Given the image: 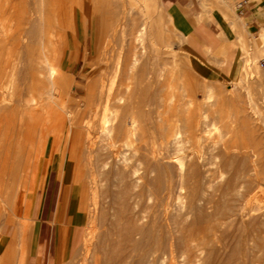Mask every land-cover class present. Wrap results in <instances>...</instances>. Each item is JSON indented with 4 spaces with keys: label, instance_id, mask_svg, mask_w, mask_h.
I'll return each mask as SVG.
<instances>
[{
    "label": "rangeland",
    "instance_id": "obj_1",
    "mask_svg": "<svg viewBox=\"0 0 264 264\" xmlns=\"http://www.w3.org/2000/svg\"><path fill=\"white\" fill-rule=\"evenodd\" d=\"M104 1H107V0H104ZM104 1L101 0V3H100V0H98L99 3L98 2L96 3L95 0L89 2L90 4L88 8L87 7L85 8V10L86 9L88 10H86L84 15L83 13H81V16L86 17L87 24L84 26V32H82L81 37L76 36L74 33V28H72L71 38H70L72 42L71 48L68 47V41L66 40L67 30H64L63 35L65 36L63 38V42L61 44L58 42L55 46L56 48H55L54 53L55 54L57 53L55 56L57 59L54 60L55 61L54 63L62 74V81L63 79H65V82L63 81L62 84L64 83L67 84V85L64 84L65 86L63 85L66 91L64 92L63 90V93H65L64 94L65 96L63 97L64 99L67 97L65 100L67 103H68L69 98H73L75 101L78 100L77 102L79 103V106L77 108L72 107L70 105L68 106V109L71 112V115L75 114L77 111H80L84 113L83 115L81 114L80 116L84 117L85 115L86 120L90 118V116H92V114H90L88 111H89V108L95 110L96 109L95 104L92 106H86L84 103V99H83L85 96V88L87 86V82L90 80V78L95 79L98 77L96 67L99 64H103L104 67H106L105 69L107 70V72L105 74V79H106L105 81L107 82L108 81L107 77L110 78L112 75V72H111L112 70L110 69L113 68L111 67L113 65L111 64L108 65V63L111 62V59L113 61L116 58L115 62H117V59L120 60L119 58L116 57V55L118 56V54H120V52H117V51L123 50V48H125V51L124 50L123 52L121 51L122 52L121 55L123 56L126 55L124 56L126 58H124L121 55L120 56L122 58L118 56L121 58L122 61L120 62L121 69L117 74L116 80L118 81L124 78L123 82L125 83L129 82L130 80L131 81L142 80V79L144 80V78L146 80V77L149 78V76L151 77V75L152 76L157 75L155 74L156 68H158V70L162 68L163 70L161 69V71L163 72V74H165V76L163 77H165L167 79V82H169L167 88L168 89L172 88V91L169 90V94L170 93L172 94L174 91L175 98L177 97L178 99V97L180 96L179 100L181 101V102H179V100L174 101L175 98L173 97L174 98L173 99L169 96L171 100L169 102V98H168L167 103L168 104L170 103L172 105H174L176 102H179L181 104L185 103L184 110L188 112H190L189 110H191V112L193 113L192 114L190 112L191 115H194L193 117L197 118L195 120L198 121V124L200 125L199 135H200L201 143H202L200 153L198 154L199 157H197L196 160H193V162L196 163L199 170L202 172L201 177L204 179L199 177L200 180L198 179V183L197 182L195 184L193 183V186H192V182L190 183L191 184L190 185L189 183L188 184L185 183L186 181L185 182L183 181L184 178L181 177V175L178 173L179 170L176 169V173H175V168H177L175 166H178L179 164L177 161H174L172 159L164 160V164L166 166L172 167L174 165L172 167L174 169V178L172 182L167 184L166 189L162 191L163 194L161 193L160 187L156 188V186H159L158 184H161V182L159 183L156 180V178L154 179V175H152L153 177L152 176L150 177L154 179L155 182L153 180L151 181H153L155 184L158 183L156 186L154 185L155 188L151 185H148V182L150 181L149 176L143 173V170L139 172L140 180L138 179V184L136 186L137 188L134 189L136 194H139V196L136 199V201L139 200L138 205L136 206V204H134L135 199H133L132 204H134L135 206L131 208L135 207L134 208L135 211L134 209L132 212H131L132 209H124V211L122 209L121 210L122 212H125L124 214H126L127 212V215L130 212L131 213L136 212L135 216L136 214H139V215L141 214L140 216L139 215L137 216H139L140 218L142 217L141 220H139L138 222V225L140 223V226L142 227H145L147 225L149 226L150 225L149 218L157 216V218L159 219L157 220V218L156 217L155 218L157 222L160 224V226L158 227H162V229L157 228L158 231L156 232H158L159 234H162L161 238H163L164 235L165 236L163 239L164 242H162L163 245L162 244L154 245V247L157 248L156 251L158 249L160 251H157L156 253H153L151 255H147L145 261L143 262L140 261V257H139L140 252H141L139 251L140 249H138L137 251H132L131 253H129L130 255L127 254L125 264H264V234H263L264 232V226H263L264 225V183L263 184L257 183L255 176H254L256 174L254 169L253 170L249 169L250 166L252 168H255L254 166H257V167L259 166L261 168H264V158L260 160L253 156L255 161L253 160V158H251L252 162L250 160V157H252L253 151L257 150V147L260 144L262 143L264 144V139H263L264 137V45L263 44L264 43L262 44L260 43L261 41H259L260 33L258 34L249 33L248 30H246L243 27V24L242 26H240V29L236 31L232 30L227 25L226 23L227 20H235L238 22L243 21L241 18H239L238 9L235 8L234 4L231 3L232 0H166L169 2L178 3L181 9L183 10V12L185 13L186 17L192 23L196 24L195 29L197 31L199 30L203 34L204 38L207 39V43L212 46L211 50L205 49V52L208 57L216 55L220 59V61H214V62L210 61L212 64L218 65L217 69H218V73H220V75H218L215 71L207 68L205 65H203V63L197 60L196 58L197 55L192 50L191 38L185 35V39L182 40L183 36L177 30L174 20L172 19V17H170L168 14L162 11V9L160 8L158 4V0H143V1L142 0H133V1L132 0H108L109 2L107 1L105 2V4H104ZM38 2L39 0H0V46L5 45L4 44V40H5L4 38H5V32H6L5 29L9 25L7 21V17L9 16V14H11L10 7L15 5L17 6L18 10H25L26 12H29L37 6ZM133 2L134 3L136 2L137 7H135L136 5ZM83 3L87 4L88 1L85 0ZM102 4H104L105 7ZM109 4H111L112 7L109 8ZM92 7L95 8V10H97L96 8L99 9L98 12L94 11V14L98 16L101 22V25L102 26L105 25L104 27L106 28V29L103 28L104 36H103L102 44H104L105 40L106 42L108 40L107 42L108 45L106 48H105L106 42H105V46L102 44L100 46V61L99 60L95 61L96 66H94L95 64L93 65L94 61H92V52L94 49L93 48L94 43H93V40L91 39V32L93 29V22H94V17H95V15L93 16V13H91ZM222 8H225L227 10V15L225 17H221L220 15L221 13L219 12V10ZM110 10H111V13H110ZM102 13L104 14L102 15ZM13 18L15 20H17L18 18L15 13H14ZM101 18L102 19L105 18V20L103 21L101 20ZM112 21L113 22L115 21L114 24ZM13 25H14L13 30H16L17 22H14ZM142 26H145V29H146L147 38L145 35V38H146L145 43L141 44L139 42H136V44L139 43L138 46L136 44L133 45V43L135 42V36L137 35V32L142 28ZM118 29L120 30L119 31L120 33L117 32ZM106 31L108 34H105ZM113 31L114 33H112ZM121 32L123 35L124 34L126 35L123 36ZM128 34H131V35H128ZM109 38H111V40ZM124 38L125 40H123ZM126 41H128L127 42L128 44L126 43ZM110 43L113 45L111 46ZM121 44H123V46L125 45V47H123ZM130 45H131V49H130ZM134 49H135L134 52L137 53L140 58H142V61L139 58V62L137 63V68H134V70H131L130 68L128 72L130 75L129 76L127 73L128 68H126V64L127 65L132 64L133 61H132L131 56L132 54H134L133 53ZM105 50L107 51V53L109 51L110 52L105 55L106 53ZM111 50L113 52H111ZM124 52H126V54H124ZM109 55L111 58L109 57ZM113 55L115 57L114 59H113ZM105 56L106 58H104ZM101 57L104 59V61L106 60L104 63ZM108 58H110V61L107 60ZM115 62L113 61L111 63H115ZM141 65L144 68V71H142V73L145 72L144 73L145 77L141 76L140 78L139 77L140 75L138 74L141 72L139 69ZM129 66L131 67V65ZM164 69L165 70L168 69V73H169V70L170 71L172 70L175 73L172 74L170 72L169 74L171 75H169L167 72H164L165 71ZM108 72H111L110 75L108 74ZM134 72L136 74L138 73L137 74L138 76H136ZM151 72H153V74H151ZM120 73H121V76L123 73L127 75L125 76L123 74V76L121 77L119 76ZM132 74H134L133 75L134 77L132 76ZM173 75H174L175 82L174 80H172L173 78L169 80V78H171V76L173 77ZM162 80H164V78ZM170 81L174 83H171ZM175 86H176V91L178 90V92H175V90H173ZM184 87H187V89H185ZM208 92L209 93L213 92L211 93L212 96ZM176 93L179 94V96ZM207 93H208V96H206ZM209 95L211 96V98H208ZM205 96L207 97V99L205 98ZM181 98L182 99L185 98V99L182 100ZM187 100L189 101L191 100L190 103ZM179 103H177L176 105H178ZM250 104L253 105L250 107H255V108L253 109L250 108L249 110L248 107ZM86 107L88 108L87 111H86ZM242 108L243 110L245 109L246 113L248 114V117H247L248 119L246 120L242 119V116H243ZM160 109H161L160 111H162V108ZM251 109L252 110L256 109V112L252 111ZM111 111L112 112L114 111L115 114L114 113L111 114L112 113ZM111 111L105 112L106 115L111 114L110 116L111 119H110L109 124L110 125L112 124V125L110 127H112L116 121V119L114 121L116 112L115 110H111ZM251 111L254 112V114ZM100 112H103V110L101 111V108L98 107V113ZM249 112L252 115V117L249 116ZM112 115L114 118L112 117ZM98 118L99 117H96L95 119L98 120ZM112 120L114 122L111 123ZM247 120L248 121L250 120V122H252L253 120L257 124L249 123L247 124L248 125L247 127L246 124L244 125L245 122L248 123ZM129 121L130 120L128 119L127 123H129ZM252 124H254V126L258 125L257 127L258 129H255L256 126L255 128H253L254 126L252 127ZM127 127H129V124L127 125ZM144 129H146L145 133L147 136L145 135V137H147V139L145 137L141 138V140L134 138L133 143H132L133 149H129V147H127V149L122 148V151H123L122 154L124 155L127 154L128 156L127 155L125 156L130 158L133 163L136 162L139 158V154L135 152V148L137 149L138 147H145L146 145L155 146L154 143H158L157 141L159 140L158 139L156 141L157 135L159 136L158 133L160 132L158 128L156 129L155 127L151 128V126L148 125ZM108 139L109 138L106 135L99 136V134H96L94 137V140L96 141L95 148H97L100 145L101 147L99 148L103 149L105 145H108L107 143H109L110 141ZM223 140L227 142L228 145L231 144L232 146L234 144L232 146V149H230L231 151H229V153L225 154L224 152V145L226 143ZM7 141L11 142V140L8 139V135L6 134L4 129H1L0 130V145L6 144ZM261 141L262 143H260ZM15 143H16V139L13 142V146L11 147L12 148L11 150H13L16 147ZM244 144L245 146H248V147L250 145L253 148H255V146L258 145L256 149H253L252 147L250 148L251 150H253L252 153L247 152L248 150L251 151L249 148L246 151V153H248L247 158H249L247 160L248 161L250 160L249 162L248 161L247 162L248 163L251 162L250 164L245 162L247 163L246 166L250 165L248 168L245 167V163L244 161H242V159L244 160V158L242 159L240 158L241 161L239 158H237V157H242V155L244 154L243 153L244 150L247 149V148H244L245 147L243 146ZM190 145H191L190 143H185L183 148H185V146L190 147ZM52 146H53L52 143L49 144L44 154L41 153L43 151L41 150L42 147L38 146L40 147V150H38L37 149L38 147H36V149L40 152L35 150L36 154L34 153V158L38 157V159L40 160V161L38 160L39 167L37 171L35 172V174L31 173L33 177L30 176V179L32 178L31 179L32 181L28 178V181L30 182L28 183L27 181L25 185V190H24L25 193H28L33 188L36 189V198L28 212V216H29L28 222L32 223V228L30 227L31 224L30 225L26 224L22 227L20 224L17 223L18 222L17 217L12 215L10 210L8 212V208H6L5 202L2 200L3 198L5 199L6 197L7 189L2 188V193L5 192V194H2V196H0V197L4 196L3 198L0 199V241L2 243L0 247V259H2L6 255H9L10 258L5 257L7 259L8 264H34V260L32 259L31 253H30V245H31L32 233H33L35 220L40 218L39 216H37L38 207H39L40 202L45 203L46 207H48V206H51L52 204H55L60 199H62V202L64 203H67L70 199H72V211L75 216V207H74V200H73L74 195H75V193H73L74 184L73 186L69 184L66 178V174L64 173V170L60 169L63 162L65 161L63 159V156H61V154L63 153V150L67 149V146L64 141L62 142V144L56 145L57 147L53 146L52 148ZM234 146H236V149ZM106 147L103 150L102 149L99 150V148H97V150H99L97 151L98 152L97 154H99V158L100 157L102 158L104 157L103 159L106 158V153L108 152V151L105 152V150H108ZM241 147H243L244 150ZM3 148L6 149V147H3ZM169 149L170 150H167V151H169L170 156H173V152H174L172 151L173 149L172 148H169ZM219 149L222 151L220 152ZM232 150L233 151L238 150V152L237 151L234 152L233 157L236 156V153L238 154V156L234 157V159H232L233 158ZM217 151L218 153L221 154V156L220 154L217 153ZM240 151H243L242 152L243 154H241ZM39 153L40 155H38ZM162 153H166L165 150H162ZM167 155H168V152H167ZM222 157L223 158L225 157V158L223 159ZM102 158L100 159L103 160ZM235 158L238 160H236ZM61 159H62V162H61ZM188 159L186 158L184 160L186 164L189 161L193 163L192 159L191 160L189 159V161ZM1 160H4V158H1ZM234 160H236L235 161L236 163L234 162ZM82 165L83 163H80V166ZM244 167L249 169V171L247 169L245 171ZM237 170L241 171L240 176L237 178L239 181L236 179V181L239 182V183L237 182L238 184L236 183L235 179H233L235 178V176L233 175L235 174ZM141 174L143 176L145 174V176L141 178L142 177ZM62 177L63 179H61ZM81 179L83 181L85 180L84 182L86 183L85 185H88L87 184L88 180L84 174ZM147 179L149 181H147ZM62 180L66 182V187L63 189L61 187L62 182H63ZM231 180L233 181V184ZM226 181L228 184L231 182L230 184L232 185L235 184V186L236 185L237 186L239 185V186L229 188V186H226L228 185ZM182 182H184L185 185ZM250 182H253V183L250 184ZM31 183L32 185H30ZM199 183L201 184L198 185ZM100 186L102 187H98L96 190H94L95 199L92 198V195L90 192L88 193V191L90 190H87L88 195L87 194L85 195L83 203H82L83 206H85L84 210H82V213L86 221L81 224V226L83 227L80 226L74 232L72 247L70 250H68L66 258L62 259L58 264H67V262L68 264H73L72 263L73 259H74V264H79V263L80 264H86V263L87 264H91V263L98 264L97 262L98 258H99V264L102 263L104 259L107 260L106 262H108V264L111 262V261L110 262L108 261L109 259L111 260V256H112L111 250L115 252L117 245L120 242V235H119L120 232L117 231L119 227L116 228L115 225L117 226L118 224L121 225V223H123L121 222L120 218L115 219L114 218L115 216L114 217L112 216L117 215V217H120L122 212L120 213L119 211L121 206L118 205L117 203L118 201L116 200L117 198L114 196V193H113V190L115 189H113L111 185L107 186L106 183ZM243 186H244V189H243ZM29 187L31 188V190ZM227 187L229 188V191ZM26 188L29 191H26L27 190ZM78 188H79V192H81L80 191L81 186H78ZM102 188L108 192L107 194L108 196L107 195L105 196V197H108L106 201L103 199L104 197H102L104 195L100 194L103 190ZM224 189L226 191H223ZM231 189H233V191ZM104 190L102 193H104ZM193 192L195 193V195ZM109 195H112L116 199L113 198L112 196L109 197ZM109 198H113V200L115 199L116 202L113 200H111V202L113 201V204L115 203L117 206L110 203ZM133 198H136L135 195ZM157 198H159V200L164 201L162 203L163 206L161 207L157 206V204L159 203ZM190 199L192 201L191 203H190ZM87 200L89 201L86 202ZM103 200L105 202H103ZM91 202L92 204H90ZM90 206H91V209H90ZM158 207H160V209ZM85 208H88V209H85ZM93 211H94L93 215L96 216V213H97V216H98V217L97 216L94 217V219L96 218L95 221L98 220L96 221V223H93L92 221L94 220L92 217ZM116 212L118 213L115 214ZM9 214H11V218L14 221L12 225L9 224L6 219V216H9ZM159 214L160 215L162 214V215L160 216ZM18 215H21V214H18ZM160 218L162 219L160 220ZM87 219L90 221V224H89L90 227L88 226L89 222ZM102 219L103 220L105 219V221H103ZM113 220H117V222L114 221L115 223H113ZM119 220H120V223H119ZM143 221L144 223L146 222V225L144 224V226L142 225ZM15 224H18V225H15ZM124 224H126L125 226L127 227L128 225H130L129 223H125V222ZM15 226H17L18 229ZM192 226L195 228H193ZM190 228L192 229L190 230ZM159 230L160 231L162 230V232H160ZM89 232H90V235H89ZM97 233L101 235V236L99 235L100 236L99 238L97 236L98 235ZM102 233H104L103 235L107 234L106 235L107 238L103 236ZM202 233L204 234L202 235ZM14 234L16 235L18 234L17 235L18 237L16 238L17 243H15V245L13 246L15 249L13 247L8 248L12 241V238L14 237ZM83 234L85 236H83ZM86 234H88L87 235L88 237L86 236ZM91 234L95 236L92 235L93 236L92 237ZM180 235H181V238H184V237L188 238L190 247L187 246V248H183L186 246L183 245V243L181 244V238H179ZM46 236H47L46 237L47 239L48 234ZM166 236L169 237V240H167V238L165 239ZM19 237H21L22 239ZM89 237H90V240H89ZM96 237L98 239L102 238L104 239L105 242L106 241L107 242L103 243L101 239L99 241ZM176 237H178V240H180V243H178V244H181L180 246L176 245L177 243L175 241L177 240ZM96 239H97V242L99 243L95 242ZM134 239L141 240V237L140 235L136 234L134 236ZM206 239H207V242H206ZM109 240H111L113 243L110 244L109 242L111 241ZM165 240L167 241V243L168 242L171 243L172 246L171 247L165 246V242H166ZM173 240H174V243H173ZM87 241H90V243ZM145 242H147L148 245L153 244V242L152 241L150 242V240L149 242L148 241H145ZM95 245L96 247H94ZM88 247L90 249L92 248V250H90ZM165 247H167L168 249ZM2 248L4 250L6 248V251L3 250V252H1ZM95 248L97 249L96 252H95L96 250ZM93 249L95 250L93 251ZM107 249H108V253H107ZM8 250L12 251V253L9 254ZM6 252L8 254H6ZM94 252L95 254L100 253L99 255L96 254L97 256L103 255L104 253L106 257L105 255L102 256L103 258L101 256L97 257L94 254ZM76 254H79V255L77 256V258H74ZM85 257H87V259ZM90 257H92V260L95 259L94 260L95 263H93L92 260H88V259H91ZM81 258H84L82 259L83 262L81 261ZM84 260L86 261V263L84 262ZM100 260H102V262H100ZM89 261H92V262H89ZM102 264H105V261Z\"/></svg>",
    "mask_w": 264,
    "mask_h": 264
},
{
    "label": "bare ground",
    "instance_id": "obj_2",
    "mask_svg": "<svg viewBox=\"0 0 264 264\" xmlns=\"http://www.w3.org/2000/svg\"><path fill=\"white\" fill-rule=\"evenodd\" d=\"M84 1L85 0H39V2L37 3V6L29 12H26L25 10H18L17 6L13 5L10 7V13L11 14H9V16L7 17V21H8L9 25L5 29L6 30L5 38H4L5 39L4 40L5 45L0 46V130L4 129V131L8 135V139H10L11 142L7 141L6 144H4L5 146L0 145V160H1V158H4V160H1L2 162L0 161L1 162L0 163V194H1L0 196H2V194H5V192L2 193V188L7 189L5 199L3 198L4 196L0 197V199L3 198L2 200L5 202L6 208H8V212L10 210L11 214L17 217L18 220L17 219H15V220H17L18 221L17 223L20 224L22 227L26 224L27 225L31 224L30 227L32 228V223L28 222L29 221L28 212H29L31 205L33 204V202L36 198V189L33 188L31 190V188L29 187L31 190V191H29L26 188L27 189L26 191H29L28 193H25L24 190H25V185H26V182L28 181V178L30 179V176H32L31 173L35 174V172L37 171V169L39 167V161L40 160L38 159V157L34 158V153L36 152L35 150H37V149L40 150V147H42L41 150H43V151L41 153L44 154L47 146L51 143L53 146H56L58 144L60 145V144H62L63 141L66 143L67 149L65 147L66 150H63V153L61 154V156H63V159L65 161L63 160L64 162H63L62 166L60 167V169L64 170V173L66 174V178H67V181L69 182V184H71L72 186L74 184V186H73V193H75L74 199H73L74 200V207H75L74 218H75V221L79 224H82L86 221V219L82 213V210H84L85 206H83L82 203H83L85 195L87 194V190H90V191H88V193L90 192L92 195V198L95 199L94 190H96L98 187H102L100 185H104L105 183L107 186L111 185L112 188L115 189V190H113V193L117 199L115 197H113L112 195H109V197L112 196L113 198H115L118 201L117 202L118 205L121 206V208L119 210L120 213L122 212V210L124 211V209H132L131 210V212H132L135 207L134 208H131V207L135 206L134 204H136V206H137L138 201H139V200L136 201L139 194H136L134 189L137 188L136 186L138 184V179L140 180V175H139L140 173L139 172L141 170H143V173H145L150 178V181L147 179V181H149L148 185H151L155 188V186L158 184V183H156V184L154 183L155 178L159 183L161 182V184H158L159 186H156V188L160 187L161 193L163 194L162 191H164V189H166L167 184L172 182L173 178H174V169L172 168L174 165L172 164L173 166L172 167L170 166L171 167L170 168L164 164V160L172 159V160L178 162L179 167L175 166V167H177V168H175V173H176V169L179 170V172L178 171L177 172L181 175V177L184 178L183 181L184 182L186 181L185 183H187V184L188 183L190 184L192 182V186H193V183L194 184L196 182L198 183V179H199V177H201L202 172L199 170L196 163L193 162V160H196V158L199 157L198 154L200 153V149H201V145H202L201 138L199 135V131H200L199 126L200 125L198 124V121L195 120L197 118H194L193 117L194 115H191V113H192L191 110H189L191 113L184 110L185 109L184 108L185 103H183L184 101L182 102L183 104L179 103V102H181L179 100L180 99L179 94L176 93L179 96L178 99H177V97L175 98L174 91L172 94L170 93L171 95L169 94V90L172 91V88H169V89L167 88L169 82H167V79L165 77H163V76H165V74H163V72L161 71L162 68L160 70H158V68H156L155 74H157V75L156 76L151 75V77L149 76V78L146 77V80L144 78V80L143 79L142 80H134V81L130 80L129 82L125 83V82H123L124 78H122V79L118 80L119 81V83H118L116 78H117L118 72L121 69L120 68V66H121L120 62L122 61L121 56H123V55H121V53L123 52V50L125 51V48H123V50L117 51V52H120V54L117 53L118 56L121 55L120 56L121 58L116 55V57L120 59V60L117 59V62H115L116 58L113 55V59L115 58L113 61L115 63H111V62H113L112 59H111V62H109L110 58H111L109 55L110 58L107 59V60H109L108 65H110V64L113 65V66H111L113 68L110 69V70H112L111 71L112 75L110 78L107 77V79H108L107 82L105 81L106 80L105 74H106L107 70L105 69L106 67H104L103 64H99L96 67L98 77L95 79L90 78V80L87 82V86L85 88V96L83 99H84V103L86 106H92L95 104L96 109L94 110V109L89 108V111H88L90 114H92V116H90V118L87 117L88 119L86 120L85 115H84V117L80 116L81 114L82 115L84 114L83 112H80V111H77L75 114L71 115V112L69 111L68 106L70 105L72 107L77 108L79 106V103L77 102L78 100L75 101L73 98H69L68 103H67L65 101L67 97L65 99L63 97V96H65L64 95L65 93H63V90H64V92H66L65 88H64V86H65L64 84H66V83L62 84L63 81L65 82V79H63V81H62V74L58 70V68L56 67V65L54 63L55 62L54 60L57 59L55 57L57 53L55 54L54 51L56 48L55 47L56 44L58 42L60 44L63 42V38L65 36V35H63L64 30H67L66 40L68 41V47H70V48L72 47V42L70 39L72 28H74V33L78 37H81L82 32H84V26L87 24L86 23L87 20H86V17L81 16V13H83V15L85 14L86 10H88V9L85 10V8L86 7L88 8V6L90 4L89 2H91L93 0H87L88 1L87 4L83 3ZM107 1H104V4ZM95 2L97 3L98 0H95ZM100 3H101V0H100ZM104 4H102V5L104 6ZM134 4L136 5V2ZM110 5L111 4H109V8L112 7V5L111 6ZM103 6H101V7H103ZM90 7H91V5H90ZM135 7H137V5ZM96 9L97 10H95V8L92 7L91 13H93V16L95 15L94 11H97V12L99 11L98 8H96ZM103 10H104V8H103ZM103 10H101V11H103ZM14 13L18 17L17 20H15L13 18ZM110 13H111V10H110ZM103 14L104 13H102V15ZM102 18H103V16H102ZM102 18H101V20L104 21L105 18L104 19H102ZM14 22H17V25H16L17 29L16 30H13ZM105 22H104V24H105ZM114 22H113V24H114ZM133 23H135V22H133ZM104 26L101 25V22H100L98 16L95 15L94 22H93V29L91 32V39L93 40V43H94V45H93L94 49L92 52V61H94L93 65L95 64L94 66H96V63H95L96 60L100 61V46L103 42V36H104L103 28H105ZM114 31L112 33H114ZM119 31L120 30L118 29L117 32L120 33ZM105 34H108L107 31L105 32ZM115 34H116V32H115ZM121 34H122V32H121ZM121 34H119V35H121ZM131 34H128V35H131ZM135 34H136V32H135ZM171 34H173V33H171ZM180 34L182 35V33H180ZM124 35H126V34H124ZM145 35H146V29H145V26H142V28L137 32V35L135 36V42L133 43V45H135L136 42L144 44L145 40L147 38V35H146V38H145ZM259 35H260V37L258 36L259 41H261L260 43L263 44L264 43V30L261 31ZM104 38H106V37H104ZM132 38H134V37H132ZM109 39L111 40V38H109ZM112 40H114V39H112ZM123 40H125V38ZM182 40H183V38H182ZM105 42H106V40H105ZM105 42L102 45L105 46ZM107 42H108V40H107ZM107 42H106L105 48L108 45ZM127 42L128 41H126V43ZM139 43H137L136 45L138 46ZM123 44H121V45L123 46ZM110 45L112 46L113 44L110 43ZM110 45H109V47H110ZM119 46H120V44H119ZM123 47H125V45ZM139 47H140V45H139ZM109 49H111V48H109ZM130 49H131V45H130ZM114 50H116V49H114ZM134 51H135V49L133 50L134 54H132V56H131L132 61H133L132 64H128V65L126 64V68H128L127 73L129 72L130 68H131V70H134V68H137V63L139 62L140 57ZM111 52H113V51L111 50ZM108 53L106 51L105 55ZM64 54H65V52H64ZM124 54H126V52H124ZM124 56H126V55H124ZM104 58H106V56ZM124 58H126V57H124ZM140 59L142 61V58H140ZM102 61L104 63L106 60L104 61V59H103ZM125 61H124V63H125ZM129 65H131V67ZM248 66H249V64H248ZM139 69L141 71L139 74L137 73L138 75H140L139 77L140 78H141V76L145 77L144 76L145 72L142 73V71H144L143 66L141 65L139 67ZM157 70H158V72L159 71H161V72L158 73ZM166 70L164 72L168 73V69H166ZM111 72H108V74L110 75ZM123 72H124V70H123ZM153 72H154V70H153ZM153 72H151V74H153ZM170 72L172 74L175 73L172 70L171 71L169 70V73ZM121 73L119 76H121ZM123 74L125 76L127 75L125 73H123ZM123 74H122V76H123ZM134 74L136 76H138L135 72H134ZM134 74H132V76ZM128 75H129V73H128ZM169 75H171V74H169ZM169 75H168V77H169ZM174 75H176V74H174ZM174 75H173V77L171 76V78H169V80L172 78H173L172 80H174ZM248 75H249V73H248ZM160 77H162V78H160ZM163 78H164V80H162ZM174 82H175V80H174ZM174 82H171V83H174ZM174 85H176V84H174ZM170 86H171V84H170ZM184 88L187 89V87H184ZM167 89H168V91H167ZM173 90H175V92H178V90L176 91V86ZM195 90H196V88H195ZM208 93L206 96H208ZM211 93H213V92H211ZM211 93H209V94H211ZM182 94H184V93H182ZM169 96L171 98L174 97L175 98V99L173 98L174 101L179 100V102H176V103L174 102L175 103L174 105H172L170 103L168 104L167 100H168ZM206 96H205V98L207 99ZM211 96H212V94H211ZM211 96L209 95L208 98H211ZM171 98H169V102H170ZM185 98H183V99L181 98V99L184 100ZM64 101L66 102V104ZM187 101H189V100H187ZM190 101H189V103H190ZM177 103H179V104L176 105ZM250 106H253V105H251V104L249 105V107H248L249 110H250V108H252V109L255 108V107H250ZM98 107H100L101 111L103 110V112L98 113ZM160 108H162V111H160L161 110ZM243 108H242V110H243ZM79 109H80V107H79ZM87 109L88 108L86 107V111H87ZM110 109L115 110V112H116L115 118L112 115V117L114 118V121L116 119V121L114 123L115 125L113 124L114 127L113 126L110 127L112 124L111 125L109 124L110 119H111L110 116H111V114L114 113V111L112 112ZM108 110L112 112L110 115L108 113H107L108 115H106V113H105L106 111L109 112ZM252 111L256 112V109L252 110ZM242 113H243L242 119H245V120L248 119L247 118L248 114L246 113L245 109L242 111ZM252 113L254 114V112H252ZM249 116L252 117L250 112H249ZM96 117H99L98 120L95 119ZM128 119L130 120L129 123H127ZM253 120H252V122H250V120L249 121L247 120L248 123L245 122L244 125L245 124L247 125L249 123L250 124L255 123ZM256 120H257V118H256ZM114 121L112 120L111 123ZM243 122H244V120H243ZM128 124H129V127H127ZM255 124H257V123H255ZM148 125H150L151 128L155 127V129L158 128V130H160V132L158 133L159 136L157 135V139L155 138L156 141L159 139L157 141L158 143H154L156 147L154 145L153 146L146 145L145 147H138L137 149L135 148V152H137L139 154V158L137 161L135 160L136 162L133 163L130 158L125 156L127 154H125V155L122 154L123 153L122 148L127 149V147H129V149H133V147H132L133 139L136 138L138 140H141V138L145 137V135H146L145 130L146 129H144V128ZM253 126H254V124H252V127ZM255 126H256V128H255ZM255 126L253 128L258 129L257 128L258 125H255ZM247 127H248V125H247ZM249 128H250V126H249ZM96 134H99V136L106 135L109 138L108 140H110L109 143H107L108 145H105V147L107 146L106 148L108 149V150H105V152L108 151L106 153V158L103 159L104 157L103 158L100 157L103 160H101L99 158V154H97L98 153L97 151L102 149V148H99L101 146L99 145L97 147V148H99V150H97V148H95L96 147L95 146L96 141L94 140V137ZM156 134H157V132H156ZM155 137H156V135H155ZM201 137H202V135H201ZM145 138L147 139V137H145ZM15 139H16V143H15L16 147L14 148L15 150L14 149L11 150L12 149L11 147L13 146V142ZM263 139H264V137H263ZM105 141H107V140H105ZM9 142H10V144H9ZM185 143H190L191 144L190 147L187 146L188 147L187 148L185 146V148H187V149L183 148ZM225 143H224L225 144L224 145V152L226 154V153H229V151H231L230 149H232V146L234 144L231 146V144L228 145L227 142H225ZM260 143H262V141ZM245 144L243 146H245ZM260 145H259L260 147L258 145H256V146L254 145L255 148H253L250 145H249V147L245 146L244 148H247L245 150L243 147H241L244 150V152L240 151V153L241 154L244 153V154L242 155V157H237V158H239V159L244 158V160L242 159V161H244V163L247 162L248 161L247 159H249V158H247L248 153L249 152L252 153V151H253L250 148L252 147L253 149H256V147L258 146L257 150L253 151L254 154L252 153V157H250L251 155L249 156L250 160H251V158H253V156L260 159V160L263 159L264 158L263 157L264 156V144L262 143ZM38 146H40V147H38ZM53 146H52V148H53ZM3 147H6V149H4ZM36 147H38V148L36 149ZM234 147L236 149V146H234ZM169 148L173 149L172 150V151H174L173 156H170L169 151H167V150H170ZM248 148L251 151H249ZM162 150H165L166 153H162ZM221 151L222 150H220V152ZM235 151L238 152V150H234L232 157H233ZM246 151L248 153H246ZM38 152H40V151H38ZM167 152H168V155H167ZM217 153H218V151H217ZM42 154H41V156H42ZM218 154H220V153H218ZM38 155H40V153ZM220 156H221V154H220ZM223 156H225V155H223ZM236 156H238L237 153H236ZM236 156H234V157H236ZM234 157L232 159H234ZM186 158L187 159L189 158L190 160L192 159L193 163H191V161H189V159H188V161H189L188 163H190V164H188V163L186 164V162H184V160ZM241 159H240V161H241ZM236 160H238V159H236ZM236 160H234V162ZM253 160H254V158H253ZM61 162H62V159H61ZM220 162H221V160H220ZM225 162H227V161H225ZM251 162H252V160H251ZM80 163H83V165L80 166ZM247 163H245V167L248 168L250 165L246 166ZM250 163H248V164H250ZM254 167L255 168H252L250 166L249 169L250 170L254 169L256 174L254 175V173H253V175L255 176L257 183L263 184L264 183V168H261L259 166L258 167L254 166ZM247 168H245L244 170L246 171ZM249 169H247V170L249 171ZM243 173H245V172H243ZM83 174L86 176V178L88 180L87 181L88 185H85L86 184V183H84L85 180L83 181L81 179L83 177ZM145 174H144V176H145ZM240 174H241V171L237 170L235 172V174L233 175V176H235V178H233V179H235V181H236V179L240 176ZM110 175H111V177H110ZM152 175H154V179H152L150 177ZM144 176L142 175L141 178H143ZM61 179H63V177ZM202 179H204V178H202ZM81 180L83 181V183ZM151 180H153L154 182ZM33 181H34V179H33ZM238 181H236V183ZM29 182L30 181H28V183ZM184 182H182V183L184 184ZM231 182L233 184L232 180H231ZM226 183H227V181H226ZM226 183H225V185H226ZM230 183L229 184L227 183L228 185H226V186H229V188L230 187L233 188V187L237 186V185L235 186V184L232 185ZM251 183H253V182H250V184ZM200 184L201 183H199L198 185H200ZM27 185H29V184H27ZM30 185H32V183ZM78 186H81V190H80L81 192H79ZM229 188H228V191H229ZM99 189H101V188H99ZM142 189H144V188H142ZM243 189H244V186H243ZM103 190H102V192H103ZM231 190L233 191V189H231ZM223 191H226V190L224 189ZM102 192L101 193L99 192V193L101 195L102 194L104 195L102 197H104L103 199L106 201L108 197H105V196L108 194V192L106 190H104V193H102ZM157 193H159V192H157ZM192 194H190V195H192ZM198 194H199V192H198ZM134 195L136 198H133ZM194 195H195V193H194ZM88 198H89V196H88ZM113 198H109L110 203H112V204H113V201H115V199L113 200ZM159 198H157V200L159 202L157 204V206L161 207V206H163L162 203L164 201L159 200ZM133 199H135L134 204H132ZM104 200H103V202H105ZM111 200H113V201L111 202ZM88 201L89 200H87L86 202H88ZM92 202L90 204H92ZM191 202L192 201L190 199V203ZM113 205H116V204L114 203ZM160 207H158V208L160 209ZM88 208H85V209H88ZM90 209H91V206H90ZM94 211L92 212L93 219H94V217L97 216V213H96V216L93 215ZM134 211H135V209H134ZM118 212H116L115 214H117ZM131 212L128 215H127V212H126V214H124L125 212H122L120 217H117V215L112 216V217L115 216L114 217L115 219L120 218L121 222H123V223H121V225L118 224L117 226L114 224L116 228L119 227V229L117 231L120 232V233L118 232L120 235V242L118 243L115 252H113V250H111L112 253L111 252L110 253L112 256H111V260L110 259L108 260L109 262L111 261L109 264H125L127 254L131 253L132 251H137L138 249H140L139 251H141L140 256H139L140 261L143 262V261H145L147 255H151L153 253H156L157 251H160L159 249L156 251L157 248H155L154 245L162 244V242H164L163 239H164L165 235L163 236V238H161L162 234H159L158 232H156V231H158L157 228L162 229V227H158V226H160V224L157 222V220L159 219V218H157V216H155L157 218V220L155 217L149 218L150 219V221H149L150 225L149 226L147 225L145 227H142V226H140V223L138 225L139 220H141V218H142V217L141 218L139 217L141 214L140 215L136 214V216H135L136 212L135 213H131ZM89 213H91V212H89ZM11 214H9V216H6V219H7V222L12 225L14 221L11 218ZM18 214H21V215H18ZM113 214H114V212H113ZM137 215H139V216H137ZM149 217H150V215H149ZM114 218H112V219H114ZM146 218H148V217H146ZM95 219L92 220L93 223H96V221H98V220L95 221ZM161 219L162 218H160V220ZM89 220H90V218H89ZM89 220H88V222H89L88 226L90 227V225H89L90 221ZM120 220H119V223H120ZM148 220H146V221H148ZM103 221H105V219ZM114 221L117 222V220H113V223H115ZM124 222L129 223L131 226L130 225H128V227L125 226L126 224H124ZM101 223H102V221H101ZM18 224H15V225H18ZM141 224H142V222H141ZM144 224L146 225V222L144 223V221H143L142 225L144 226ZM97 226H98V224H97ZM15 227L18 229L17 226H15ZM81 227H83V226H81ZM183 227H185V226H183ZM193 228H195V227H193ZM21 229H23V228H21ZM188 229H189V227H188ZM191 229L192 228H190V230ZM160 232H162V230ZM105 233H106V231H105ZM204 233H202V235ZM103 234L104 233H102V235ZM136 234L140 235L141 240H135L134 239V236ZM263 234H264V232H263ZM17 235L14 234V237L12 238V241H11L8 248L13 247L15 245V243H17L16 242V238L18 237ZM87 235L88 234H86V236ZM89 235H90V232H89ZM92 235L93 234H91V236ZM99 235L100 234L97 235L98 238L101 236V235L100 236ZM106 235H103V236L106 237ZM20 236H22V235H20ZM83 236H85V235L83 234ZM93 236H95V235H93ZM19 238H21V237H19ZM166 238H167V240H169L168 236H166L165 239ZM176 238H177V240H175V241L177 243L176 242L175 243L177 246H180L183 243V245L186 246L183 248H187V246L190 247L188 238H185V237L181 238V235H180L179 238H181V244H178V243H180V240H178V237H176ZM83 239H85V238H83ZM97 239L95 240V242H97ZM100 239L103 241V243L105 242L104 239H102V238H100ZM100 239H98V240L100 241ZM86 240H87V238H86ZM89 240H90V237H89ZM149 240H150V242L152 241L153 244L148 245V243L145 242V241L149 242ZM109 241H111V240H109ZM87 242L90 243V241H87ZM206 242H207V239H206ZM93 243H91V244H93ZM97 243H99V242H97ZM109 243L112 244L113 242L111 241ZM145 243H147V244H145ZM173 243H174V240H173ZM1 244L2 243L0 241V247H1ZM96 245L94 247H96ZM165 246L171 247L172 244L169 242L167 243V241H166ZM18 247H19V245H18ZM167 247H165V248H167ZM95 249H93V251ZM109 249H110V247H109ZM111 249H112V247H111ZM193 249H194V247H193ZM3 250L4 249L2 248L1 252H3ZM90 250H92V248ZM4 251H6V248ZM8 251H9L8 252L9 254L12 253V251H10V250H8ZM93 251H91V252H93ZM96 251H97V249L95 250V252ZM77 252H79V251H77ZM95 252H94V254H95ZM163 252H164V250H163ZM8 253L6 252V254H8ZM83 253H85V252H83ZM107 253H108V249H107ZM79 254H76L74 258H77V256ZM99 254H97V255H99ZM103 255H105V254L103 253ZM103 255H100V256L102 257ZM100 256H97V257H100ZM5 257L10 258L9 255L4 256L3 258L1 257L2 259H0V264H8L7 259ZM82 257H84V256H82ZM105 257H106V255H105ZM129 257H131V256H129ZM85 258L87 259V257H85ZM90 258L91 259H88V260H92V257H90ZM82 259H84V258H81V261H82ZM94 260L95 259L92 260L93 263H95ZM102 260H100V262H102ZM77 261H78V259H77ZM92 261H89V262H92ZM104 261H105V264L106 263L108 264V262H106L107 260L104 259ZM84 262L86 263L85 260H84ZM97 262L99 264V258H98ZM72 263L74 264V259L72 260ZM102 263H100V264H102ZM67 264H68V262H67Z\"/></svg>",
    "mask_w": 264,
    "mask_h": 264
},
{
    "label": "crops",
    "instance_id": "obj_3",
    "mask_svg": "<svg viewBox=\"0 0 264 264\" xmlns=\"http://www.w3.org/2000/svg\"><path fill=\"white\" fill-rule=\"evenodd\" d=\"M231 3L238 9L239 18L243 20L241 22L227 20L226 23L232 30L240 29L242 24L249 33L253 34H258L264 29V0H232ZM158 4L163 12L172 17L183 39L185 35L191 38L192 50L197 55V60L220 75L218 65L210 62L220 61V59L216 55L210 57L206 55L205 49L211 50L212 46L207 43L203 34L195 29L196 24L186 17L179 4L166 0H158ZM219 12L221 17L227 15L225 8L220 9ZM61 187L62 189L66 187L65 181L62 182ZM37 216L40 218L35 220L30 245L34 264H58L66 258L73 244L74 232L81 225L75 221L72 199L67 203L60 199L48 207L40 202Z\"/></svg>",
    "mask_w": 264,
    "mask_h": 264
}]
</instances>
